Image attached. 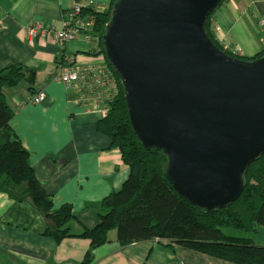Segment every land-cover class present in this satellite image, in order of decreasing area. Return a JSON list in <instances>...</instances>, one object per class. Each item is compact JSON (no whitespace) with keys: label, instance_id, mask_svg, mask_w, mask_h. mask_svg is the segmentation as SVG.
I'll return each instance as SVG.
<instances>
[{"label":"crops","instance_id":"crops-1","mask_svg":"<svg viewBox=\"0 0 264 264\" xmlns=\"http://www.w3.org/2000/svg\"><path fill=\"white\" fill-rule=\"evenodd\" d=\"M86 1L105 11L111 0H0V70L13 64L37 70L32 93L24 82L5 90L13 114L10 126L53 210L70 207L74 234L97 225L100 202L121 188L129 169L98 129L105 114L90 106L96 93L100 108L106 106L109 87L67 90L58 76L107 64L96 44L83 36L64 43L30 39L25 27L51 22L60 28L65 11ZM210 23L214 39L224 49L247 58L264 50V0H224ZM38 92L44 99L27 103ZM45 229L43 217L31 205L0 192V264H82L88 239L65 237L55 242ZM91 254L90 264H234L182 246L167 248L155 240L122 246L115 231Z\"/></svg>","mask_w":264,"mask_h":264},{"label":"water","instance_id":"water-1","mask_svg":"<svg viewBox=\"0 0 264 264\" xmlns=\"http://www.w3.org/2000/svg\"><path fill=\"white\" fill-rule=\"evenodd\" d=\"M221 0H118L102 37L131 127L167 156L175 193L205 211L241 194L264 155V57L224 55L204 32Z\"/></svg>","mask_w":264,"mask_h":264},{"label":"trees","instance_id":"trees-1","mask_svg":"<svg viewBox=\"0 0 264 264\" xmlns=\"http://www.w3.org/2000/svg\"><path fill=\"white\" fill-rule=\"evenodd\" d=\"M118 0H111L105 11L92 12L95 25L92 34L96 51L105 58L117 83L116 96L106 102L107 112L98 129L110 139V147L119 150L129 174L121 188L110 193L99 204L98 223L91 229L71 232L74 220L69 206L53 210L49 195L36 180L29 165L28 153L13 132L12 111L5 90L21 82L33 92L36 69L13 64L0 70V192L9 199L31 205L44 219L45 235L55 242L65 237L89 240L82 264L92 262V251L107 242L110 231L117 234L122 246L155 240L182 246L234 264H264V245L254 244L250 235L264 228V155L249 163L242 175V192L231 204L212 211L198 209L180 198L165 175L167 156L156 147L144 144L134 133L119 77L105 54L102 37ZM204 32L212 44L227 57L253 62L264 57V50L253 57L238 56L224 49L215 39L210 17Z\"/></svg>","mask_w":264,"mask_h":264},{"label":"built area","instance_id":"built-area-1","mask_svg":"<svg viewBox=\"0 0 264 264\" xmlns=\"http://www.w3.org/2000/svg\"><path fill=\"white\" fill-rule=\"evenodd\" d=\"M97 10L98 9H95L91 1L75 3L71 8L65 11L60 28H57V26L51 22H33L25 27V34L30 39H53L58 43L72 41L78 36H83L85 39L93 42L95 37H93L94 35L91 31L95 25V16L92 12H97ZM58 81L63 83L67 90H71L74 87H77L76 89L87 88L88 90L93 89L94 86L98 88L109 87L111 99L117 94L115 75L107 66L95 71H62L58 76ZM77 84H79V86ZM43 99L44 95L38 92L28 98L27 103L37 104ZM85 99L87 100L90 98ZM99 101L100 97L96 93L93 98L90 99L91 108L106 114V106L104 105L103 108H100L101 105L98 104Z\"/></svg>","mask_w":264,"mask_h":264},{"label":"rangeland","instance_id":"rangeland-1","mask_svg":"<svg viewBox=\"0 0 264 264\" xmlns=\"http://www.w3.org/2000/svg\"><path fill=\"white\" fill-rule=\"evenodd\" d=\"M252 237L254 244L264 245V228L260 229L259 232L255 235H250Z\"/></svg>","mask_w":264,"mask_h":264}]
</instances>
